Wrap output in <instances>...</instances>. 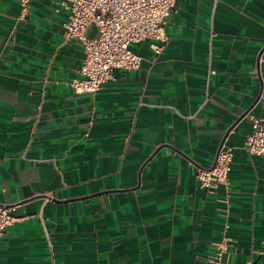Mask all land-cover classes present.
<instances>
[{
  "label": "crops",
  "instance_id": "1",
  "mask_svg": "<svg viewBox=\"0 0 264 264\" xmlns=\"http://www.w3.org/2000/svg\"><path fill=\"white\" fill-rule=\"evenodd\" d=\"M177 9L159 54L135 43L138 69L77 94L62 0H32L23 22L0 0V204L16 217L0 264H195L219 246L264 264V155L245 149L264 118V0ZM222 144L229 184L210 192L196 174Z\"/></svg>",
  "mask_w": 264,
  "mask_h": 264
},
{
  "label": "built area",
  "instance_id": "2",
  "mask_svg": "<svg viewBox=\"0 0 264 264\" xmlns=\"http://www.w3.org/2000/svg\"><path fill=\"white\" fill-rule=\"evenodd\" d=\"M218 1L214 0L215 3ZM31 2L20 0L18 22L26 21ZM62 4L69 10L65 35L68 39L80 41L85 51L83 76L73 82L77 94L98 92L115 79L118 69H138L142 56L131 48L132 44L151 39L156 42L154 51L159 54L168 40V18L178 11L177 0H62ZM91 26L97 29L95 37L87 34ZM260 60L264 61V50ZM245 149L249 155H264V118L253 120ZM233 157V148L223 144L210 167L198 168L196 177L201 186L210 192L220 184L227 186ZM48 197L53 195L49 193ZM13 208L0 204V238L16 221ZM205 261L195 264H229L230 253L225 246H219L206 256Z\"/></svg>",
  "mask_w": 264,
  "mask_h": 264
},
{
  "label": "rangeland",
  "instance_id": "3",
  "mask_svg": "<svg viewBox=\"0 0 264 264\" xmlns=\"http://www.w3.org/2000/svg\"><path fill=\"white\" fill-rule=\"evenodd\" d=\"M133 45H134V44H132L131 48H133Z\"/></svg>",
  "mask_w": 264,
  "mask_h": 264
},
{
  "label": "water",
  "instance_id": "4",
  "mask_svg": "<svg viewBox=\"0 0 264 264\" xmlns=\"http://www.w3.org/2000/svg\"><path fill=\"white\" fill-rule=\"evenodd\" d=\"M244 115H245V114H244ZM229 131H230V130H229ZM222 145H223V144H222ZM221 147H222V146H220V148H221ZM220 148H219V149H220Z\"/></svg>",
  "mask_w": 264,
  "mask_h": 264
}]
</instances>
